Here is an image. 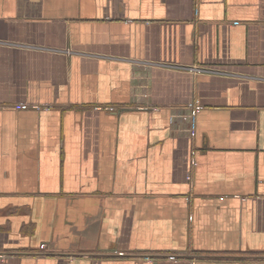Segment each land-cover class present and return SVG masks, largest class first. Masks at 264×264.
Returning a JSON list of instances; mask_svg holds the SVG:
<instances>
[{
	"label": "crops",
	"instance_id": "0c3cea01",
	"mask_svg": "<svg viewBox=\"0 0 264 264\" xmlns=\"http://www.w3.org/2000/svg\"><path fill=\"white\" fill-rule=\"evenodd\" d=\"M0 264H264V0H0Z\"/></svg>",
	"mask_w": 264,
	"mask_h": 264
},
{
	"label": "built area",
	"instance_id": "2783aa9c",
	"mask_svg": "<svg viewBox=\"0 0 264 264\" xmlns=\"http://www.w3.org/2000/svg\"><path fill=\"white\" fill-rule=\"evenodd\" d=\"M186 109H188V112L186 114H184L181 117V119L186 121V122H188V121L190 122V121H192L193 114L196 113L200 109L199 102L195 101L193 103L188 104ZM196 164L197 163L194 161L193 165L195 166ZM188 180L191 181V175L188 176Z\"/></svg>",
	"mask_w": 264,
	"mask_h": 264
}]
</instances>
